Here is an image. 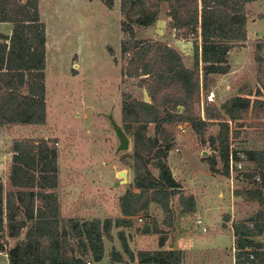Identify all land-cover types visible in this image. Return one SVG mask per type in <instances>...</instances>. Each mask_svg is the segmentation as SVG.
Segmentation results:
<instances>
[{
	"label": "trees",
	"instance_id": "16d2710c",
	"mask_svg": "<svg viewBox=\"0 0 264 264\" xmlns=\"http://www.w3.org/2000/svg\"><path fill=\"white\" fill-rule=\"evenodd\" d=\"M250 1L262 0H120L121 13L126 16L122 29L129 35L121 42V52L128 56L122 75L138 78L150 97L149 101L139 100L125 93L122 102L123 128L133 137L134 176L121 199L122 216L115 220L62 217L57 191V141L15 139L9 188L5 190L0 181V249H4L7 237L19 238L7 251L9 264H85L86 256L100 262L105 256V238L113 239V228L132 226L133 217L148 212L151 202L166 213L163 224L167 227H172L174 221L173 196L179 195L182 212H194L195 196L182 193L167 162L176 139L173 127L182 122L202 135L217 121L218 131L209 141L218 154L206 159L210 169L217 171L219 157L223 173L230 174L229 120L239 119L252 101L243 95L231 97L223 105L229 120L216 113L215 106L207 107L203 118L197 105L201 80L210 74L228 73L231 50L247 41ZM103 2L111 9L115 5V0ZM163 4L167 5L171 27L193 42L192 66L168 43L136 37L133 23L152 25ZM0 22L13 25L11 34L0 33V124H44L47 25L40 0H0ZM246 154L257 167V171L247 174L254 183L247 195L260 208L247 220L233 224L235 264H264V243L252 239L264 235V148ZM142 232L159 233V248L135 253L125 231L118 232L129 264H183L182 250L164 248L168 238L155 220L149 221ZM110 259L124 260L116 249L111 251Z\"/></svg>",
	"mask_w": 264,
	"mask_h": 264
},
{
	"label": "rangeland",
	"instance_id": "374dc122",
	"mask_svg": "<svg viewBox=\"0 0 264 264\" xmlns=\"http://www.w3.org/2000/svg\"><path fill=\"white\" fill-rule=\"evenodd\" d=\"M40 8L49 35L47 120L44 124H0V181L7 190L15 139L53 138L59 150L57 191L62 217L115 220L122 216L121 199L133 183V137L127 134L130 147L119 150L121 142L112 120L123 128L125 93L139 100H150L138 78L122 75L128 57L121 52L122 40L129 37L122 29L126 16L121 13L120 0H115L112 9L103 0H40ZM247 8V41L231 50L229 74H210L201 80L197 105L203 118L207 107L215 106L216 113L219 111L223 119L229 120L223 105L233 96H248L252 101L250 108L239 119L229 120L231 150L245 151L264 148V0L250 1ZM169 19L167 5L163 4L158 20L152 25L133 23L136 37L168 43L192 66L193 42L182 38ZM8 26L9 23L0 22V32H5ZM210 91L216 94L214 102H205L201 108L202 94ZM218 128L217 121L213 122L201 135L186 122L173 127L176 139L167 162L181 184L182 193L198 197V210L182 212L179 195L173 196L174 221L172 227H167L163 224L166 213L159 204L151 202L148 212L133 217L132 226L113 228V239L105 238L102 261L95 263L86 256L85 264L88 261L129 264L118 237L120 230L125 231L135 253L158 249L160 234L142 232L151 220L158 223L168 238L164 248L177 249L181 238L186 237L201 249L191 257L185 255L184 264L231 262L233 220L245 221L260 208L247 195V190L254 186L247 174L257 171V167L254 161L246 159L241 169L225 175L223 163L217 157V171H212L206 157L218 154L209 141ZM216 233L218 238L208 241ZM252 239L264 243V235ZM18 241L16 237L4 239L0 264H9L7 251ZM217 243L226 255L215 256ZM113 249L123 254V261L111 262Z\"/></svg>",
	"mask_w": 264,
	"mask_h": 264
},
{
	"label": "crops",
	"instance_id": "0c3cea01",
	"mask_svg": "<svg viewBox=\"0 0 264 264\" xmlns=\"http://www.w3.org/2000/svg\"><path fill=\"white\" fill-rule=\"evenodd\" d=\"M9 23V22H7ZM10 26H8V29L5 31V32H0V33H5V34H11L12 33V29H13V25L11 23H9ZM249 32V31H248ZM48 49H49V35H48V32H47V54H48ZM229 74V73H227ZM227 74H222L223 76L224 75H227ZM193 194V193H191ZM195 195V194H193ZM196 197V209L198 210V197L195 195ZM234 224V220H233V223ZM224 225H225V222H224ZM232 227V240H233V246H232V252L231 254L229 255V259L231 262H229L228 264H235V237H234V232H233V225L231 226ZM218 234L219 233H216V234H213L212 236L208 237V241H212V240H215L218 238ZM188 237V236H187ZM180 240V239H179ZM183 240V241H182ZM190 239H187L186 237L185 238H181V240L179 241V243L181 242V244H179L178 248L177 249H180L183 251V255H184V260H185V255L188 256L190 255V257L193 255V254H196V251H200L201 249L196 247V243L195 245H193V242H190L189 241ZM254 240V239H253ZM202 241H205L204 239H202ZM217 247L214 248L213 252L215 254V256H224L226 255L225 252H223V248H221V246L219 245V243H217ZM169 247V246H167ZM215 259V258H214ZM183 264H184V261H183ZM212 264H216L215 260H213ZM219 264H225V262L223 263H220Z\"/></svg>",
	"mask_w": 264,
	"mask_h": 264
},
{
	"label": "built area",
	"instance_id": "2783aa9c",
	"mask_svg": "<svg viewBox=\"0 0 264 264\" xmlns=\"http://www.w3.org/2000/svg\"><path fill=\"white\" fill-rule=\"evenodd\" d=\"M216 97V94L214 91H210L208 93H206L205 95L202 94L201 97V108H204V103L205 102H214ZM234 151H235V155L234 156ZM247 159V154L245 150H231V155H230V173H233L234 170L236 169H241L243 167V162ZM258 181H260V178L257 177L256 178ZM200 221V220H198ZM204 231H206L207 229L205 227L202 228ZM95 262V261H94ZM95 263H99V262H95ZM88 264H92V261H88Z\"/></svg>",
	"mask_w": 264,
	"mask_h": 264
},
{
	"label": "water",
	"instance_id": "95a60500",
	"mask_svg": "<svg viewBox=\"0 0 264 264\" xmlns=\"http://www.w3.org/2000/svg\"><path fill=\"white\" fill-rule=\"evenodd\" d=\"M112 124L116 129L117 135L120 139V146H119V150H125V149H129L130 147V139L127 135V133L125 132V130L123 128H121L114 120H112Z\"/></svg>",
	"mask_w": 264,
	"mask_h": 264
},
{
	"label": "bare ground",
	"instance_id": "6f19581e",
	"mask_svg": "<svg viewBox=\"0 0 264 264\" xmlns=\"http://www.w3.org/2000/svg\"><path fill=\"white\" fill-rule=\"evenodd\" d=\"M122 174H124V173H122Z\"/></svg>",
	"mask_w": 264,
	"mask_h": 264
}]
</instances>
